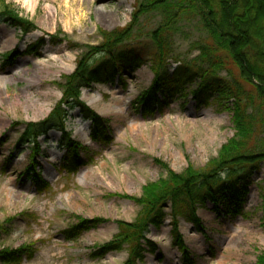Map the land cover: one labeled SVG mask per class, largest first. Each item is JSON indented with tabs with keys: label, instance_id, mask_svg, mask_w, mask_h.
I'll return each instance as SVG.
<instances>
[{
	"label": "rangeland",
	"instance_id": "1",
	"mask_svg": "<svg viewBox=\"0 0 264 264\" xmlns=\"http://www.w3.org/2000/svg\"><path fill=\"white\" fill-rule=\"evenodd\" d=\"M2 3L34 30L21 35L0 22V42L7 41L0 47V251L23 250L20 264H124L128 246L102 259L93 253L113 240L119 222L135 221L140 207L130 198H139L145 186L164 179L168 171L204 168L233 137L232 114L215 100L197 108L191 94L199 83L195 79L184 90L173 87L176 92L168 97L156 91L161 101L167 98L163 111L142 115L139 101L154 80L150 33L159 18L152 14L140 17L114 50L130 52L135 69L125 70L113 83L81 90L80 101L104 121V132H93L91 121L75 109L63 132L51 130L39 137L38 148L23 144L20 137L27 124L45 123L52 116L62 99L63 77L75 72L86 47H98L101 33L130 25L136 0H0V10ZM195 25L184 21L173 39L170 74L179 65L174 59L185 63L197 56ZM10 52L15 57L9 61L5 55ZM72 147L83 164L69 173L65 165ZM34 176L49 189L40 193ZM250 181L238 213L220 199L217 205L206 201L197 207L200 230L178 219L190 263L173 244L168 207L159 229L150 227L146 234L153 251L141 241L144 258L138 264H260L264 164ZM95 219L102 221L95 229L67 238L66 231L81 220Z\"/></svg>",
	"mask_w": 264,
	"mask_h": 264
},
{
	"label": "trees",
	"instance_id": "2",
	"mask_svg": "<svg viewBox=\"0 0 264 264\" xmlns=\"http://www.w3.org/2000/svg\"><path fill=\"white\" fill-rule=\"evenodd\" d=\"M135 4L130 25L111 33H101V44L86 47L77 60L75 72L63 77L62 99L50 119L45 123L27 124L20 137L21 143L38 148L39 137L46 136L51 130L63 132L69 113L75 109L91 121L93 132H104V121L80 101L81 90L96 83H113L125 70L133 71L136 60L129 57L130 52L114 53V50L129 37L140 17L155 14L159 18L157 28L150 33L154 80L152 88L139 101L142 115L151 117L163 111L167 98L161 101L156 91L168 97L176 92L173 87L184 90L197 79V88L191 91L197 108H207L211 100H215L232 114L234 135L204 168L189 166L179 174L168 171L164 179L145 186L139 198H130L140 207L135 221L119 222L118 234L113 240L93 253L94 257L102 259L128 246V259L124 264L143 261L141 241L153 251L155 245L146 239V234L150 227L159 229L168 207L173 244L185 254V245L178 233V219L200 230L197 207L206 201L217 205L220 199L238 213L247 198L251 174L259 172L260 165L264 164V0H136ZM184 21H195L199 35L193 49L197 56L185 63L174 59L179 65L170 74L167 63L173 59V39L181 31ZM0 22L19 30L21 35L34 30L28 21L4 3ZM14 57L15 52L5 55L9 61ZM97 60L99 64L94 67ZM75 148L72 147L69 165H65L69 173L83 164ZM27 173L33 174L29 170ZM33 181L40 193L49 189L47 182L39 176H34ZM224 190L229 193L228 197L221 195ZM101 222L100 219L81 220L66 231V236L76 238L95 229ZM23 252L20 249L0 251V264H20ZM185 262H191L186 254ZM259 263L264 264V254Z\"/></svg>",
	"mask_w": 264,
	"mask_h": 264
},
{
	"label": "bare ground",
	"instance_id": "3",
	"mask_svg": "<svg viewBox=\"0 0 264 264\" xmlns=\"http://www.w3.org/2000/svg\"><path fill=\"white\" fill-rule=\"evenodd\" d=\"M6 43H7V41H1V42H0V47H3ZM135 126H136V125H132V126L130 127V129H133V130H134V129H135Z\"/></svg>",
	"mask_w": 264,
	"mask_h": 264
}]
</instances>
